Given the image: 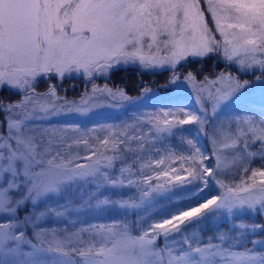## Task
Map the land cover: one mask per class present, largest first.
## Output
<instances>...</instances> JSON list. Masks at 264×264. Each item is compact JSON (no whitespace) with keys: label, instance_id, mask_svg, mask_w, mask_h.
<instances>
[{"label":"snow or ice","instance_id":"obj_1","mask_svg":"<svg viewBox=\"0 0 264 264\" xmlns=\"http://www.w3.org/2000/svg\"><path fill=\"white\" fill-rule=\"evenodd\" d=\"M205 2L215 28L209 27L205 20L201 0H0V88L25 94L19 101L0 100V213L17 214L27 211L29 204L33 207L18 223H0V264H45L39 258L21 259L41 253L52 254L53 259L47 264H264V252L254 248L232 251L225 246L230 238L225 232L209 237L203 244L197 241L194 245L195 236L185 237L186 250L156 245L161 236L167 239L181 233L188 224L221 211L231 215L235 209L245 207L257 210V205L264 210V164L251 169V184L244 179L234 186L220 182V187L225 189L220 195L206 198L197 206L165 213L158 221H144L147 226H142L139 233L135 224L127 223L91 225L65 237H58L54 230L41 229L35 233L39 244H34L25 238L24 231L16 232L21 223L35 224L49 215H64L67 209L63 206L40 209L38 205L51 195L70 193L78 180L96 179L97 188L100 183L123 186L124 179L110 177L102 168H112L121 154L136 151L131 141H136L142 152L148 136L156 139L160 134L172 135L180 125L195 123L203 128L208 122L206 116L178 109L162 113L164 117H174V121L153 117L147 135L137 134L139 128L126 125L118 134L109 132L102 139L92 137L95 145L84 135L69 138V143L63 135L29 125V121L59 115L64 110L63 105L55 102L60 97L54 85L44 93L36 92L38 78H63L66 74L81 72L91 77L107 74L116 65L137 61L144 67L169 64L175 68L190 57L205 58L221 49L227 60H235L242 68L258 65L264 72V0ZM216 32L223 37V43L216 38ZM185 79L195 81L196 76L188 72ZM203 83L221 85L214 91L199 88L201 93L207 90L215 116L220 106L232 100L249 82L221 73L214 80L205 77ZM94 91L108 92L114 99L117 96L130 99L123 91L113 93L107 86L94 87ZM198 103H201V112L206 113L203 103L199 100ZM67 111L85 109L69 107ZM180 116L183 118H177ZM211 143L215 169L205 166L204 160L208 157L191 139L187 140L192 149L188 155L168 151L159 159L141 164V174L145 168H151L157 181L165 178L160 183H148L147 189L142 190L141 203L153 193L169 191L165 184L175 188L201 180L206 187L205 177L215 176L222 166L226 168L257 155L264 160V117L257 121L252 116H243L214 126ZM255 144L259 148L252 151ZM74 145H83L91 153L83 157L90 163H73L81 159L79 152H71ZM109 151L113 155L105 154ZM177 164L179 168L174 166ZM243 171L247 173L249 168ZM120 172L123 176L131 169L122 167ZM257 176L261 177L258 192L254 191ZM152 180V175H145L143 182ZM134 183L128 180V185ZM13 190L18 196L10 194ZM80 203L98 209L110 204L133 209L141 206L135 202L111 201L95 193L82 198ZM237 227L264 231V225ZM84 233L89 234L87 240L83 238ZM250 243L264 245V240ZM22 244L30 245L33 251L24 253Z\"/></svg>","mask_w":264,"mask_h":264},{"label":"rangeland","instance_id":"obj_2","mask_svg":"<svg viewBox=\"0 0 264 264\" xmlns=\"http://www.w3.org/2000/svg\"><path fill=\"white\" fill-rule=\"evenodd\" d=\"M207 7L208 6L205 0H201L200 8L204 10L205 20L208 22L209 27L215 28L211 14L206 11ZM228 22L234 21L230 20ZM222 23L224 22L222 21ZM215 36L221 41V43H223V37L220 36L219 32H216ZM160 55H163V53ZM209 56L216 61H220L223 66L219 70L214 71L215 74L213 76L201 74L200 78H198L195 75V81L185 79V76L191 70L187 71V73L183 71L188 68L186 64L189 65V63L187 61H200L202 58L190 57L187 60L181 61L179 63L180 66H178L179 64L176 65L178 68H173L169 64L144 67L137 61L136 63H122L116 65L110 69L107 74H94L91 77L85 76L81 72L66 74L63 78L58 76L38 78L37 83H39V86L37 87L38 89L35 87L36 92L44 93L50 85H54L57 96L60 97V99L55 102L57 105H63L64 110L59 115L29 121V125L41 131L48 129L50 132H56L58 136L63 135L69 143H71L69 138H78L84 135L89 138L91 144L95 145V141L91 139L92 137H99L102 139L108 135L109 132L118 134L119 132L125 130L126 125H132L133 128H139L140 133L137 134L143 133L147 135L148 130L151 127V123H149V121L152 120L153 117H158L161 121H163V119L174 121V117H164L162 113L176 112L178 109H184L185 111H190L196 113L197 115L206 116L208 118V122L205 123L203 128L195 123L180 125L174 129L172 135L164 133L157 136L156 139H152L148 136L145 141L146 146L142 152L139 150L137 142L131 141V147L136 149V151H129L121 154L120 158L114 161L115 165L118 163L117 168L114 171H110L108 168H102V171L107 172L110 177L124 179L125 183L123 186L112 187L105 186L103 183H100V187L97 188V183L99 182L98 180H95L92 183H88L87 180H78L72 185L70 193H64L63 195H51L45 198L38 205L40 209L45 207L60 208L63 206V208H66L67 211H65L64 215L60 217L49 215L37 221L35 224L27 225L32 229L34 233L33 238L37 241V243H39V240H37L35 233L39 232L41 229L48 231L54 230L58 237H65L70 233L78 232L81 228H89V226L95 224H113L118 219H128L131 215H134L135 217L137 233H139L142 226H147L146 223H143L144 221H147L148 223L158 221L165 213L187 209L189 206H197L198 203L204 202L206 198L220 195L225 190L220 187V182H223L227 186L240 184L241 179H244L247 184L252 183V180L249 179V177H251V169L260 168L261 165L264 164V160H261L259 155L251 160L238 161L235 165H231L226 168L222 166L221 169L217 171L215 176L205 177L208 181L206 187L201 180H194L188 185L185 184V186L195 187L194 190L189 192L190 194L183 193L186 187L177 185L175 188H179L178 193L181 194L179 195L181 199H183L184 196H190L191 199L200 197L199 200L196 201L197 204H190L185 208L182 206L168 207L164 205V200L168 197L166 192H170L175 189L169 184H165V188L170 189L169 191L153 193L150 197L145 198L143 203H141L140 198L137 203L141 204V206L135 209L121 208L116 204H110L106 207L98 209L96 207H84L80 203L82 198H86L88 195L93 193L101 196V198L106 197L111 201L124 202V200H120L119 198H134L136 190H139L140 193H142V190L147 189V185L135 186L134 184L137 183L128 185L129 179L134 182L136 179L143 182L145 175H152L153 184L163 182L165 178L161 177L160 181H157L155 179V173L151 168H145L143 170V174H141V164L159 159L160 156L165 155L168 151L175 152L177 155H188L190 151H192V149H190L187 145L188 139L193 140L196 146L203 152L204 156L208 157V159L204 160L205 166H210L215 169L216 158L213 155V144L211 143L213 127L221 124H227L229 121H235L238 117L243 116H252L257 121L264 117V72H262L260 67L256 65L252 68H242L235 62V60H227L223 56L222 49L220 52L212 53ZM258 58H261L259 54ZM127 66L136 67L139 70L147 72L152 70L158 71L161 69L172 70L169 80L170 88L162 89L165 91L143 88L139 96L129 97L130 99L127 100L120 99L119 96L114 99L108 94V92L94 91V87L97 89H104L105 86H107L108 89H111L113 93H116L117 90L123 91L122 89H112L105 80L109 76L110 71L113 69ZM228 68L234 69L239 75L246 73L248 78L239 77L237 74H231L228 71ZM221 73L231 74V76L240 82L248 81L249 83L236 96H234L232 100L222 104L216 115L213 116L212 105L211 101L208 99L207 90L201 93L199 88H211L214 91L216 87H221L219 83L214 86L206 83L202 84L205 77H208L209 80H214ZM50 77H52V79ZM257 77H261V79L258 80ZM99 79H102V81H99ZM63 80H70L69 85L66 86H69V92H74V95L67 96V93L62 92L63 90L57 87L58 85L62 86ZM4 88L9 89L7 87ZM2 89L3 88H0V90ZM145 89H148V91L145 92ZM12 91L18 94L19 99L17 101L21 100L25 95L17 90ZM126 96L128 97V95ZM198 100L201 101L203 106L207 109L206 113L201 112V103H198ZM69 107L82 108L85 109V111L69 112L67 111ZM177 118L183 117L180 116ZM73 128L79 129V131L74 132L72 131ZM131 131L132 130L129 129L130 134ZM258 148L259 144H255L252 146L251 150L257 151ZM157 150H159V155H157ZM71 152L73 154L79 152L81 156V159L73 162L74 164L90 163V161L83 159L84 156L91 154L90 152H86L84 150L83 145H80L79 147L74 145ZM105 154L113 155L110 151ZM93 159H96V157H93ZM174 166L179 168L178 164ZM122 167L130 168L131 172H125L123 176H121L120 169ZM185 167H188V165H185ZM245 167L249 168L247 173L243 171ZM181 175H186V173H181ZM254 179L256 181L254 191L258 192V189L261 186V177L257 176ZM0 183H2V181H0ZM10 194L18 196V194L15 193V190H13ZM242 195L248 194L242 193ZM93 204H95V201H93ZM28 210H33L31 204H29ZM9 221L18 223L19 221H22V217L18 215V213H0V223H6ZM241 224L246 226L264 225V210H260L259 205H257V210H249L245 207L244 209H235L231 215L221 211L219 213L209 215L205 219L188 224L187 229L192 228V231H188L184 228V230L180 233L182 235L181 240L177 238V234L167 239L161 236L159 241H156V245L158 248H171L175 251L186 250L187 246L183 244L184 238L189 237L191 239L193 236L199 237L193 228L201 225L203 228V233L201 235L206 237V239H203L200 242L201 244L207 243L209 237H214L220 233L221 230H223V232L228 233L230 237L227 241H225V246L229 247L232 251H244L246 248H254L255 251L264 252V245L254 246L250 243L251 240H264V231L259 229L253 231L251 227H237ZM23 226L24 224L21 223L20 227L16 230L17 234L19 231L25 232L26 229ZM254 233H258V236H254ZM83 238L87 240L89 238V234L84 233ZM200 238L202 239L203 236H200ZM196 242L197 241L193 240L194 245ZM213 242L219 241L213 240ZM46 246L47 245H45V247ZM21 249L24 253L33 251L31 246L28 244H22ZM36 258H39L47 264L48 261L53 259V256L52 254L41 253L33 257H21V259Z\"/></svg>","mask_w":264,"mask_h":264},{"label":"trees","instance_id":"obj_3","mask_svg":"<svg viewBox=\"0 0 264 264\" xmlns=\"http://www.w3.org/2000/svg\"><path fill=\"white\" fill-rule=\"evenodd\" d=\"M187 62L189 63V65L186 64V66H188V68L185 69V71H183V70L182 71L187 73V71L191 70L190 72L194 73V75H196L198 78H200L201 74L206 75V76H213L215 74L214 71L219 70L223 66L222 63H220V61L214 60L211 56H207L205 58H202L200 61L193 60V61H187ZM178 66H180V64ZM176 68H178V67H176ZM228 69H229L228 71L231 74H237L234 69H231V68H228ZM171 72H172V70L170 71V70H166V69H161L158 71L152 70V71L147 72L144 70H139L136 67H128V66L127 67H118V68L110 71L109 76L106 78L105 81H106V83L109 84V86L112 89H116V90L122 89L123 92L126 95H128V97H134V96H139L143 88H148L150 90L151 89L162 90L165 88L169 89L170 88L169 80L171 77ZM237 75H239V74H237ZM242 75H239V77L248 78V75L246 73H242ZM50 78L52 79V77H50ZM249 78H252V77H249ZM99 81H102V79H99ZM69 83H70V80H63L62 86L61 85L57 86L59 89L63 90L62 92L67 93V96L75 94L74 92H69V90H68L69 86H66V85H69ZM38 84L39 83L36 84V86H35L36 88L39 86ZM162 91H165V90H162ZM18 99H19V97H18V94L16 92H14L10 89H6V88H3L2 90H0V100L17 101ZM0 119H2V115H0ZM117 164L116 165L114 164V166L112 168H108V169L110 171H114L117 168ZM86 180L88 183H92L96 179L88 178ZM135 183H137V184H134L135 186L136 185L137 186H143V185L148 186V183L153 184V181H150L148 183H144V182H141L140 180L136 179ZM182 186L186 187V189L183 191V193H186V194H190L189 192H191L192 190L195 189L194 186H185V185H182ZM178 190H179V188H175V189L171 190L170 192H166L168 194V197L164 200V202H165L164 205H166L168 207L182 206L183 208H185L187 205L195 204L196 201H198L200 198V197H197V198L191 199L190 196H188V197L184 196V198L181 199L179 197V195H181V194L178 193ZM141 197H142V193H140L139 190H136L134 198L124 199V198L120 197L119 199L124 200V202H135V203H137ZM186 199H188V200H186ZM29 212H31V211L22 210V212L20 211L18 213V215H20L22 217V220H23L24 217L29 214ZM115 223H127L130 226L135 224V229L137 232V225L135 223L134 215H131L128 219H118L117 221H115ZM95 225H98V224H95ZM99 225H101V224H99ZM103 225H108V224L104 223ZM23 227L26 229L25 230V238L31 240L32 243L39 244L33 238L34 233H33L32 229L29 228L27 225H24ZM193 227H194V225H193ZM185 228L187 229L188 227H185ZM187 230L192 231V228L191 229L189 228ZM193 230L199 236V237L195 236L196 239L194 241L201 242L203 239H206V237H204V235H201L203 233L202 232L203 228L201 227V225H198L196 228H193ZM221 232H223V230H221ZM253 235L258 236V233H254ZM177 236H178L177 238L179 240L182 239V235L180 233H178ZM200 236H203V238L201 239ZM157 241H159V238L157 239ZM160 242H161V239H160Z\"/></svg>","mask_w":264,"mask_h":264}]
</instances>
